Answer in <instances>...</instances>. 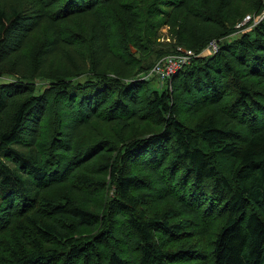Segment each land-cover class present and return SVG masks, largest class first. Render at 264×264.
Segmentation results:
<instances>
[{"label":"trees","instance_id":"obj_1","mask_svg":"<svg viewBox=\"0 0 264 264\" xmlns=\"http://www.w3.org/2000/svg\"><path fill=\"white\" fill-rule=\"evenodd\" d=\"M139 1L0 0V264H264V21L236 35L262 0ZM110 11L134 53L114 51ZM164 26L170 54L199 56L171 90L125 81ZM147 117L162 129L126 141ZM104 147L107 187L89 177Z\"/></svg>","mask_w":264,"mask_h":264},{"label":"rangeland","instance_id":"obj_2","mask_svg":"<svg viewBox=\"0 0 264 264\" xmlns=\"http://www.w3.org/2000/svg\"><path fill=\"white\" fill-rule=\"evenodd\" d=\"M134 1L138 2L139 0H134ZM143 5L144 4H141V6H143ZM260 5L263 8L261 9V11L259 13H257V14L256 13H250V14H246L244 16L241 23L236 26V28L238 30L236 35L238 33H243L245 31L251 30L254 27L258 26L260 23H263V21H264V0H262ZM141 9H142L141 12H143L142 18L140 19V27L141 28L146 26V23H152V22L156 21V18H152V16H150V12H149L150 9L148 6L144 5ZM144 11H145V16H144ZM247 17H249V19H247ZM108 19H109V25H110V37H111L112 45L114 46L113 47L114 51L117 53L125 54L126 49L129 48L130 51L134 53L135 52L134 47L131 45L130 42H128L129 41L128 36L123 35V31L125 32V30H124V27L122 25V22L120 21V18H119V15L117 14V12L116 11H110V14H108ZM142 29L146 32L145 28H142ZM68 31H69V33L67 34V37H69V38H73V37L76 38L75 35H78L82 38L85 35V37H86L85 31L82 29L77 28L76 30L70 29ZM167 32H168V30H167V27H165V26L162 27L157 32L158 33L157 36H159L160 39H158L156 41L157 44H156V47L154 49V52L151 53L149 56H147L144 60L141 61V64L144 65L145 67H148L149 65H152L154 63L152 68L145 73H142V74L139 73L137 76H135V77L133 76L131 79L125 80V81H130V82L135 83V84H137V83L141 84L142 83L146 86L147 91L149 90V91L162 92V91H165V89L171 90L167 80L159 79L158 77H155V76L147 77L150 75V73H151V71L155 65H157L158 63H163V59L165 58V56L174 54V53L170 54L169 52L171 50H169L168 48H165L166 47L165 45L170 42V39L167 37ZM235 37L236 36L232 35L229 37V39L232 38L234 40ZM74 38H73V40H75ZM121 38L123 40H121ZM84 40H86V39H84ZM227 42L232 43L234 41H232V40L228 41V39H227ZM222 43H225V42H222ZM80 45H81V48L83 49V51H86V52L88 51L89 46H88L87 42H81ZM161 45H163V46H161ZM35 48H36V46H34L32 48V51ZM162 49H164V50H162ZM215 49H216V51H215ZM218 50H219V42L213 40V41L209 42V44L199 54H202L204 56L209 57V56L215 55L218 52ZM190 51L193 53L192 59L199 56V55H196L193 50H190ZM161 52H162V54H160ZM161 55H163V56H161ZM64 70L65 69H62L60 71H64ZM57 71H59V70H53L51 72L47 71V74L49 73L52 75H59L57 73ZM65 71H67V70H65ZM109 72L110 71H108V70H104L102 73L106 74L110 80H115V78H117L116 75L111 74ZM240 81H241L240 82L241 84H246V83L248 84L249 83L248 81H244V80H240ZM42 84H43L42 82H37L38 86H41ZM224 86L227 87V89H226L227 92L231 93L232 96H233V93H236L234 81L229 75H226V81L224 82ZM249 86H250V83H249ZM260 89H261V87L257 88V90H260ZM176 117L187 127L193 126L196 122L195 119L191 118L190 116H188L186 114V112L183 110V107H182V104L180 103V101H177V103H176ZM203 117H205V115ZM203 117H201V119ZM147 119H148V122H147V124H145V126H143L141 128H133L131 134L126 138V141H130V140L134 141L135 139L141 138L143 136H148L152 133H157L162 129V125L156 119H154L152 117L151 118L147 117ZM51 129H52V126H50L48 128V130H50V131H51ZM46 138H48V137L46 136ZM119 139H122V138L119 136ZM100 150H103V152L100 153L97 162L94 164V167L96 166V170L94 172H90L89 177L92 179V181H95V182L99 181L98 183H101V184L104 183L107 187L108 186V177H106L107 173L103 172L102 170L100 171L98 168H100V166H101L100 164L104 165L108 160H109L110 164L113 163L116 160L117 156L119 155V152H118L119 149L114 148V149L110 150L108 147H104V148H100ZM132 172L139 174V172L136 170V168H134L132 170ZM78 180H79V178L75 177L72 179L71 183H78ZM64 191L65 190L63 188H60L59 190L54 191L53 193H56V192L57 193H63ZM107 198H108L107 193H106V191H104L103 198H100V200H103L105 202ZM57 200H59V199H57ZM150 200L151 199L148 198V203ZM182 229H183L182 231L184 233H192L193 232L192 226L188 223L184 224Z\"/></svg>","mask_w":264,"mask_h":264},{"label":"built area","instance_id":"obj_3","mask_svg":"<svg viewBox=\"0 0 264 264\" xmlns=\"http://www.w3.org/2000/svg\"><path fill=\"white\" fill-rule=\"evenodd\" d=\"M247 19H249V17H247ZM192 56L193 53L190 50L178 48L174 54L165 56L163 63H158L155 65L150 75L147 77L155 76L159 79L167 80L170 86L171 79L182 68L186 67L190 63L193 58Z\"/></svg>","mask_w":264,"mask_h":264},{"label":"bare ground","instance_id":"obj_4","mask_svg":"<svg viewBox=\"0 0 264 264\" xmlns=\"http://www.w3.org/2000/svg\"><path fill=\"white\" fill-rule=\"evenodd\" d=\"M251 110H252V109H251ZM247 113H248V112H247ZM249 113H250V112H249ZM252 113H253V112H252ZM249 115H250V114H249ZM236 126H237V125H236ZM237 128H238V126H237ZM237 128L235 127V129H237ZM239 128H240V127H239ZM238 131H239V130H238ZM206 149H207V148H206ZM206 149H205V150H206ZM208 151H209V150H208ZM209 152H210V151H209ZM211 152H212V151H211ZM212 153H213V152H212ZM215 153H216V152H215ZM215 153H214V154H215Z\"/></svg>","mask_w":264,"mask_h":264}]
</instances>
